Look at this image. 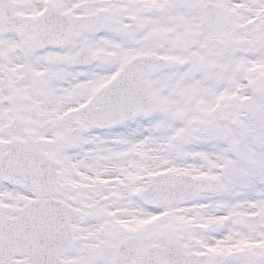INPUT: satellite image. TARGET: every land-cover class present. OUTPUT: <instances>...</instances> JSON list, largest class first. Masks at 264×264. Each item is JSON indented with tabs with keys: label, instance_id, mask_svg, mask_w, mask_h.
I'll return each instance as SVG.
<instances>
[{
	"label": "rangeland",
	"instance_id": "374dc122",
	"mask_svg": "<svg viewBox=\"0 0 264 264\" xmlns=\"http://www.w3.org/2000/svg\"><path fill=\"white\" fill-rule=\"evenodd\" d=\"M14 1L19 5L45 3ZM56 1L65 4V0ZM198 2H211L217 12V23L206 32L199 26L202 13L191 9ZM137 9L144 13L140 7ZM144 10L140 20H146L149 29L142 31L141 37L154 33L158 43L148 49L135 46L131 42L139 37L120 32L118 65L145 51L166 58L171 69L151 81L157 86L168 82L159 97L161 107L168 102L170 110L164 116L150 114L146 119L150 130H141L143 119L117 125L110 133L114 146L96 138L102 143L89 158L95 159V181L88 176L84 180L90 184L88 190L62 198L82 215V223L73 224L77 230L74 250L63 260L65 264L112 262L115 246L108 245L115 243H108L101 227L107 228L108 235L115 227L121 235L148 229L147 245L161 246L177 236L172 241L180 243L186 253L207 255L206 264H264V56L255 50L256 42H264V0H146ZM227 41L233 47L225 54L222 47ZM128 43L130 47L125 50ZM229 61L240 76H253L254 81L258 77L262 82L252 86L247 80L237 88V81L227 80L225 92L246 98L248 115L228 106L205 125L207 118H198L197 111L201 109L209 118L207 110L222 92L210 93L202 68L209 71L213 64L225 66ZM249 87L258 88L262 94L250 98ZM227 112L234 113L230 122ZM195 121L203 123L201 130L192 128ZM235 121L239 124L236 128L231 125ZM171 148L180 153L174 156ZM186 152L199 154L206 163L185 161ZM158 172L216 178L220 187L212 195H201L193 203L170 208L167 213L166 209L144 206L138 198L148 178ZM70 182L77 183L72 179ZM254 213L260 214V219L251 223L247 215ZM221 235L227 237L224 245L215 244Z\"/></svg>",
	"mask_w": 264,
	"mask_h": 264
},
{
	"label": "flooded vegetation",
	"instance_id": "af4514ba",
	"mask_svg": "<svg viewBox=\"0 0 264 264\" xmlns=\"http://www.w3.org/2000/svg\"><path fill=\"white\" fill-rule=\"evenodd\" d=\"M11 2L17 23L0 33V159L16 145L19 157L24 162L37 160L39 156L47 163L52 162L60 184L57 188L60 193L58 199L62 200L66 194L74 195L76 191L88 190L87 186L90 187V184L84 182L88 176L95 179V159L89 158L95 154L101 145L99 143H102L96 138H102V141L114 146L113 136L110 135L114 128L119 124L133 123L136 119H143L142 131L150 130V125L146 124L150 114L132 118L129 122H119L106 129H101L92 122L93 114L104 109L101 100L97 99L99 92L118 76L128 60L149 55L146 51L136 53L128 57L121 66L118 65L120 32L127 37H139L137 41L131 42L135 46L150 48L145 41L154 33L141 37L142 31L149 29L146 20L145 23L140 20L145 13L146 0H65L63 3L66 5L56 0H45L44 5L33 1L21 5L14 0ZM137 7L143 9L144 13ZM45 9H48V18L43 22L51 25V30L54 29L55 16L59 15L56 31H77V37L72 42H67L66 45L39 46L37 34L39 30L44 31V27L40 26L39 16ZM72 23L79 25V28L72 29ZM7 24L11 25L12 22ZM155 38L154 45L158 43L157 35ZM121 46L124 47V44ZM129 47L130 43L126 44L125 50ZM232 47L233 43L227 41L222 50L226 54ZM170 67L169 63L168 69L163 73H167ZM202 72L207 74L204 83L208 84L205 87L209 88L210 93L217 90L222 92L207 110L209 118L201 109L197 111L198 118H207L205 125H209L228 106L238 108L239 112L243 110L248 115L246 98L225 92V82L229 79L230 82L237 81L236 87L241 88L247 80L253 86L254 83L262 82L261 79L257 77V81H254L253 76H240L231 61L225 66L213 64L209 71L202 68ZM155 79L157 76L146 77L143 81L147 94L156 104L153 113L164 116L171 105L166 102L169 105L165 103L161 107L159 95L164 92V85L168 82L157 86L151 81ZM257 90L258 88L249 87V97L262 94ZM227 114V121L230 122L234 113ZM202 124L195 121L192 128L199 131ZM231 125L235 128L239 126L236 121ZM209 128H212L211 124ZM173 151L180 153L176 149ZM40 175L41 171L35 170L31 177L36 179ZM70 179L77 183H71ZM61 180L66 183H61ZM94 181L92 189L96 188ZM39 198V193L26 187L23 180L8 184L5 179H0V211L5 216L12 217L18 209ZM76 210L80 214L77 223L81 224V211ZM114 228L108 235L105 232L107 228L101 227L108 243H115L108 245L115 247L112 262L106 264H118L122 259L118 247L125 240H132L134 246L131 248L134 254L128 264H138V259L145 261L148 249L155 246L147 245L148 229H136L121 235L118 234L119 228ZM76 233L75 229V236ZM170 239L174 242L172 240H176L177 236ZM75 245L76 241L72 251ZM100 250L98 247L97 251ZM62 264H65L64 260Z\"/></svg>",
	"mask_w": 264,
	"mask_h": 264
},
{
	"label": "water",
	"instance_id": "95a60500",
	"mask_svg": "<svg viewBox=\"0 0 264 264\" xmlns=\"http://www.w3.org/2000/svg\"><path fill=\"white\" fill-rule=\"evenodd\" d=\"M7 5V6H6ZM6 6V11L2 7ZM200 6V5H197ZM196 6V7H197ZM10 5L6 0H0V20L11 16ZM205 15L201 23L203 29L211 28L216 21L214 7L210 4L203 8ZM46 27V26H45ZM4 30V29H2ZM75 31L61 34L70 40ZM42 31L38 32V38H42ZM47 36L55 40L59 38L58 31L48 32ZM41 40V44L44 43ZM153 42V39L149 41ZM264 53V46L260 49ZM165 68L162 59L145 58L135 59L129 63L120 74L118 83L119 91L113 98L114 88L110 85L105 92H101L104 98L105 109L94 119V122L102 128L109 127L119 120H128L132 115L148 112L153 108V102L139 92L136 86L145 74L153 75ZM116 85V84H115ZM115 87V86H114ZM117 108V112H116ZM113 109V110H112ZM12 150L8 156L11 159L0 161V177L9 176L16 180H30L27 174L40 169L42 175L38 179V185L42 195L50 197L56 194L47 190L46 185L56 188V173L52 171V164L46 169L43 160L33 163L24 162L13 157ZM189 160H198L196 155L186 154ZM31 164V165H30ZM29 166V167H28ZM32 186V185H30ZM217 183L213 180H197L183 174H158L153 176L148 187L141 193V199L151 207H176L192 202L201 193H212L216 190ZM77 219V214L62 203L52 200H39L32 202L17 212L13 219L0 218V264H60V257L65 254L72 243L73 232L70 222ZM255 220V218H251ZM131 241L120 245L122 262H128L133 256ZM134 247V246H133ZM25 256L23 260L14 261L12 257ZM139 264H205L204 256L185 255L178 246L167 245L164 248H150L145 261L138 260Z\"/></svg>",
	"mask_w": 264,
	"mask_h": 264
},
{
	"label": "bare ground",
	"instance_id": "6f19581e",
	"mask_svg": "<svg viewBox=\"0 0 264 264\" xmlns=\"http://www.w3.org/2000/svg\"><path fill=\"white\" fill-rule=\"evenodd\" d=\"M226 236L225 235H221V236H218L217 240L215 241V244L217 242H221V245H224L225 241H226Z\"/></svg>",
	"mask_w": 264,
	"mask_h": 264
}]
</instances>
